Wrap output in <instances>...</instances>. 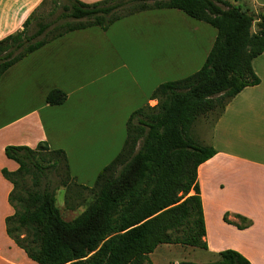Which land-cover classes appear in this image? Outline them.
<instances>
[{
    "label": "trees",
    "instance_id": "trees-1",
    "mask_svg": "<svg viewBox=\"0 0 264 264\" xmlns=\"http://www.w3.org/2000/svg\"><path fill=\"white\" fill-rule=\"evenodd\" d=\"M62 2L59 12L50 13L52 19L37 18L31 28L38 7L19 32L0 40V80L15 64L68 33L105 32L125 17L153 10H177L213 28L216 37L197 72L161 84L150 96L154 107L131 113L122 151L98 173L93 203L72 221H65L56 206L57 191L71 179L64 151L46 143L35 149L6 146L4 156L18 166L15 172L1 170L12 186L6 235L36 264H151L149 256L162 245L207 251L197 169L216 152L200 143L193 126L217 111L219 118L234 97L260 83L252 62L264 53V7L252 14L224 0ZM51 29L57 33L47 39ZM66 99L65 92L53 89L45 103L56 107ZM229 216L225 213L222 221L238 230L252 225L240 215H232L238 223ZM216 258L209 264H251L233 250Z\"/></svg>",
    "mask_w": 264,
    "mask_h": 264
},
{
    "label": "crops",
    "instance_id": "crops-1",
    "mask_svg": "<svg viewBox=\"0 0 264 264\" xmlns=\"http://www.w3.org/2000/svg\"><path fill=\"white\" fill-rule=\"evenodd\" d=\"M42 1L0 0V40L19 32ZM78 1L89 5L102 0ZM138 20L150 23L152 69L162 75L169 73V70L174 71V67L188 68L203 56L206 60L216 37L213 28L177 10H153L123 18L105 32L90 28L68 33L15 64L2 76L0 264H36L15 246L5 232L4 221L13 213L7 201L12 186L3 178L1 170L15 172L18 166L4 156V148L25 146L35 149L39 143H46L50 149L58 146V149H54L64 151L67 157L68 144L85 140L86 143L98 144L95 150L96 158L99 159L109 153V149L111 152L117 149L119 143L124 142L125 126L131 113L156 104L155 100L150 99L153 91L143 92L140 86L136 88L139 95L136 94L134 98L121 96L118 99L114 95L111 103H103L102 106L88 104L79 94L90 83L75 86L78 79L84 80L95 67V51L91 42H105L106 37L122 25L126 27ZM173 22H181L182 26L173 30ZM182 28H186V33L178 38L176 34ZM252 69L260 83L245 88L234 97L206 131L203 143L211 146L216 154L198 167L197 182L203 208L207 252L216 257L220 252L233 250L251 264H264V53L253 60ZM5 83H8V87ZM24 89H27L26 94H21ZM53 89H59L67 95L66 101L60 106L51 107L45 103L47 93ZM4 92L10 94L8 107L2 96ZM34 99L35 105L28 108ZM131 105L134 106L133 111L129 116L124 115L123 121L118 124L123 126L119 128L120 132L124 130L123 134L113 142L114 128L117 126L112 120L111 125L107 119L115 111L118 112L119 108L126 110ZM9 114L10 117L6 119ZM195 135L198 136L197 133ZM68 167L71 173L69 160ZM104 167L106 165L98 169V173ZM80 185L88 186L83 183ZM206 205L210 208L208 219ZM225 213H229V217L240 215L247 218L252 225L238 230L222 221ZM212 244L217 248H212Z\"/></svg>",
    "mask_w": 264,
    "mask_h": 264
},
{
    "label": "rangeland",
    "instance_id": "rangeland-1",
    "mask_svg": "<svg viewBox=\"0 0 264 264\" xmlns=\"http://www.w3.org/2000/svg\"><path fill=\"white\" fill-rule=\"evenodd\" d=\"M224 1L238 6L242 10L248 11L252 14L261 13L264 7V0H255L256 2L254 0ZM62 3V0H47L45 4L39 7L38 11L34 13L33 18L35 19L32 20L31 28L34 26L37 18L52 19L50 18V13L52 11H55L56 13L59 12ZM123 14L126 13H120V15ZM68 22L71 26L77 24L75 21ZM122 26L123 27L116 29L112 34H109L106 37L105 42L100 41L98 43V40L91 42V46L95 51L93 52L96 62L95 67L84 80L81 78L78 79L75 85L76 87H80L84 84L90 83V85L85 86V90L79 94L80 97L85 98L88 104L102 106L103 103H111L114 101V95H116L118 99H120L121 96L134 98L136 94L137 96L139 95L136 93L137 86H140L143 92H146V90L154 91L163 83L181 80L192 75L204 64L205 59L203 56L199 61L195 62V64H191L188 68L174 67V71L169 70V73H165V75H162L161 73L158 74L152 69L151 53L153 50L150 46L149 21L143 22L138 20L137 22L129 23L126 27L124 25ZM179 26H182L181 22H173L171 24L173 30ZM56 30L57 29H51L47 35V39H50L55 35L57 33ZM252 32H255V27L252 28ZM185 33L186 28L179 29L177 34L175 32L178 38L184 36ZM162 45L163 48H166L165 44ZM164 62H166V60ZM123 65L125 67H122ZM179 72L181 73L179 74ZM3 79L4 77L0 82H2ZM5 86L8 87V83H5ZM26 90L27 89L21 90V94H26ZM28 94H30V92H28ZM2 96L6 99L5 105H7V107L10 106V94L6 95L4 92ZM35 103V99L30 101L28 108L34 106ZM155 105L156 104H153V107ZM148 106L151 107L150 105ZM133 108V105L126 108V110L119 108L118 112L115 111L114 114L108 117L107 120L109 123L112 125V120L117 126L114 128L115 137L112 138L113 142H116V140L122 136L124 131L121 129L120 132L119 128H123V126L118 124L123 121L124 115L129 116L131 111H133ZM217 115L218 111L214 114L207 115L206 117H200L194 124L193 134L195 135L197 133L198 136L196 137L195 135V137L201 144H204L203 139H205L204 137L207 135L206 131L214 124ZM9 117L10 114L6 119ZM113 131L114 130H112V133ZM121 141H123V139ZM124 144L125 140L117 145V149L114 148L111 152L109 149V153L104 154L99 159L96 158L95 149L98 146L96 143L90 144L86 143L85 140H79L72 144H68L67 157L72 173L69 174L71 179L66 188L62 187L56 193V206L65 221H72L79 216L88 205L93 203L95 199L94 193L97 189L94 188V184L98 169L104 165L107 166L113 158L122 151ZM56 147L58 146H55L54 148L58 149ZM75 177H77V179ZM81 183L88 184L86 189L80 187ZM205 212L208 219L210 216V208L207 205ZM228 220L238 223L233 217H228ZM212 248L215 249L217 247L212 244ZM149 259L151 264H209L217 260L214 255L209 254L207 251L177 245L159 246L154 253L149 256Z\"/></svg>",
    "mask_w": 264,
    "mask_h": 264
}]
</instances>
